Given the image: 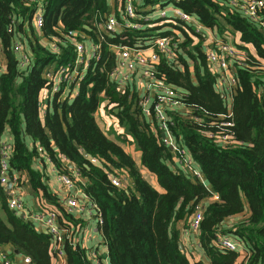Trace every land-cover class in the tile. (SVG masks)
I'll list each match as a JSON object with an SVG mask.
<instances>
[{"label": "trees", "instance_id": "obj_1", "mask_svg": "<svg viewBox=\"0 0 264 264\" xmlns=\"http://www.w3.org/2000/svg\"><path fill=\"white\" fill-rule=\"evenodd\" d=\"M116 1L118 15L123 0ZM167 1L205 29L236 38L234 45L247 59L236 70L230 106L215 89L217 75L202 50L205 35L178 20L145 18L156 6H164L163 0H143V7L150 10L138 11L141 17L132 19L140 27L124 26L113 33H105L102 27L111 13L109 0H0V54L5 58L0 74V146L8 132L9 171L27 173L32 189L49 202L46 206L56 211L59 222L75 228L83 225L82 218L65 210L42 181L38 170L42 167L33 166L35 161H48L59 173H71L66 161L71 163L99 218L96 225L108 264H192L178 247V224L186 228L197 206L203 213L198 242L206 261L193 264H264V33L239 9L226 5L227 0ZM39 3L43 15L37 28L31 17ZM259 16L264 18V7ZM68 30L76 32L79 41L98 43L101 56L97 61L89 59L74 98L54 95L51 110L41 117L39 95L50 88L45 68L74 60ZM162 37L175 44L181 65L159 55L151 72L182 93L186 110L170 112L171 130L182 139L203 181L173 161L158 141L154 123L143 116L135 91L127 85L120 92L110 79L118 64L114 46L155 50V42ZM18 39L30 58L25 68L13 50ZM102 104L130 135L129 144L140 152V165L155 185L145 179L133 156L97 124L95 114ZM219 122L231 125L223 127ZM226 130L232 141L222 145L217 139ZM125 136L123 141L128 140ZM113 173L126 177L121 187L111 183ZM213 195L218 199H211ZM6 198L0 185V250L20 264H56L51 237L8 209ZM220 235L241 240L248 257L239 259L235 251L220 250ZM63 250L62 264H89L87 249L65 242ZM22 257L30 262L23 263Z\"/></svg>", "mask_w": 264, "mask_h": 264}, {"label": "built area", "instance_id": "obj_2", "mask_svg": "<svg viewBox=\"0 0 264 264\" xmlns=\"http://www.w3.org/2000/svg\"><path fill=\"white\" fill-rule=\"evenodd\" d=\"M33 2L39 0H31ZM141 3V4H140ZM231 8H236L241 11L243 15L253 20L260 31L264 33V18L259 16V11L264 7V0H227L225 3ZM143 0H123L122 7H119L118 15L116 11L111 9V13L104 20L102 25L105 33H113L122 27L139 28L140 23L132 21L138 16L137 12L142 10ZM42 8L39 3L34 8L31 23L34 27H41L42 25ZM164 18L165 20H178L179 22L191 27L196 32H201L205 35V40L202 44V50L205 53L206 61L212 73L217 75L215 89L224 96L227 106H230L232 94L237 85L236 70L238 67L244 66L247 57L243 56L236 48L234 43L226 36L220 37L212 32L205 33L204 27L190 14L175 6H156L153 11L145 17L146 19ZM211 31V30H210ZM77 33L68 30L66 39L68 43L73 46L74 60L72 62H65L58 66L55 63L45 68V77L50 81L49 95L60 96V99H73L78 92V83L84 76L90 61H97L100 58V45L98 43L90 42V50L87 55V41L77 40ZM54 49L56 47L53 44ZM175 44L167 37L159 38L155 42V50L150 51L146 55L141 48H127L124 46H114L118 51V64L116 68L110 73V79L116 83V88L120 92H124L125 86L132 81L131 74L139 68L143 77L145 78L147 90L154 92L152 102L148 99L139 98L138 105L141 108L144 117L148 118L151 123H154L152 129L158 132V141L165 146L172 154V159L179 166H186L187 170L194 173L201 181L203 178L199 170H197L196 163L193 161L187 147L183 144L181 138L171 130L173 120L169 118L170 112L174 110H186L182 104V93L176 89L171 88L164 82L156 79L151 70L159 60V55L168 58L171 62L177 59L176 52L173 50ZM14 52L18 54L20 66L25 68L30 64L28 50L21 40H17L14 44ZM152 48V46H150ZM146 49V48H145ZM149 49V47H147ZM153 50V48L151 49ZM88 58V61L86 59ZM90 59V61H89ZM4 71V66L0 63V74ZM229 109V107H228ZM226 115H230V112ZM225 115L221 116V119ZM197 119V118H195ZM220 126H230V122H219ZM212 135V134H211ZM222 145L230 143L231 136L229 130L221 131L217 139ZM11 152V144L9 140L2 142L0 146V184L5 186L10 183L9 189L6 190L8 209L15 214L22 213L20 216L23 219L41 224L46 233L51 237V254L56 260V264H62L65 260L63 244L68 242L70 245H78L88 250L89 264H108V257L102 253L101 244L93 248L85 246L82 239L92 237L88 229H83L84 225H77L75 228L67 227L59 222L58 214L55 210L43 205L35 213H28L25 209L24 202L21 198V185L19 183L16 173L9 172L8 159ZM64 159V158H63ZM91 163L97 164L98 159L90 158ZM58 181L62 184L63 190L60 194L56 193L59 201L65 210L76 216L83 217L85 213L93 214L95 221H99L96 216L94 205L84 194V199H80L79 193L82 189L78 182L81 181V176L75 173H59L57 170ZM125 176L119 173L111 174V183L117 187L123 185ZM217 200L218 197L213 195L211 198ZM45 206V207H44ZM91 211L93 213H91ZM202 207L197 206L188 220L187 229L184 230L186 239L194 240L198 238L199 226L202 220ZM95 232H99L96 226ZM82 234V238H79ZM217 244L220 250L235 251L243 258L248 257L243 242L228 236L220 235L217 239ZM197 247H200L197 242ZM245 257V258H246ZM23 263H29L30 258L24 257ZM0 264H20L9 256L6 252L0 250Z\"/></svg>", "mask_w": 264, "mask_h": 264}, {"label": "crops", "instance_id": "obj_3", "mask_svg": "<svg viewBox=\"0 0 264 264\" xmlns=\"http://www.w3.org/2000/svg\"><path fill=\"white\" fill-rule=\"evenodd\" d=\"M110 2V0H109ZM116 0H114L113 2L111 1L109 3V6H110V9L116 11V7L118 5H116ZM168 1H166L164 4V6H173L171 3H167ZM141 4V3H140ZM148 11L150 10V6H145L143 7L142 5V10L140 11ZM151 12L153 11L150 10ZM150 13V12H149ZM148 13V14H149ZM147 14V15H148ZM146 15V16H147ZM139 17H141L140 14H138ZM26 26V25H25ZM27 28V26H26ZM120 29V28H119ZM118 29V30H119ZM205 33H209V32H212L213 34H217L216 31H210L209 29H204ZM218 35V34H217ZM228 38L230 36H227ZM230 39V38H229ZM236 39V38H235ZM86 47H87V55L86 57L90 56V54L88 53V51L90 50V41H87V44H86ZM152 48L149 47V49H143V52L148 55L150 54V51H151ZM150 50V51H148ZM183 57L189 61V63H191V61L188 59V57H186L185 55H183ZM176 62L181 65V62L179 61V59L177 58L176 59ZM0 63L4 66L5 65V58H4V55L3 54H0ZM131 77H132V81H130L131 83L128 84V86L130 87L131 89V92L135 91L134 93L137 94V96H139L140 99H142L143 97H145L144 99H148L149 102H152L153 98H154V92L153 91H149L147 90V87H146V83L147 81H145V78L143 77L142 73H141V70L139 68H137L133 74H131ZM40 107H41V111H40V114H41V117L43 116L44 112L48 109V110H51V104H50V101H51V96H40ZM104 104V103H103ZM104 106L102 108V110L104 111ZM95 119H96V122L97 124L99 125V127L104 131L102 125L100 123L101 120H98L96 118V114H95ZM104 133L112 140H114L115 142H118L115 137L113 136V138L108 135L105 131ZM10 134L8 132L5 133L4 135V139L3 140H10ZM123 144V143H122ZM124 147V145H123ZM125 148V147H124ZM131 154V153H130ZM133 158L135 160V163L137 165V167L139 168L140 172L143 174V176L146 178H148L150 181H154V178L153 177H149L145 170L141 167L140 165V152L137 150L136 152V156L133 155ZM71 173H75L76 170L75 168L73 167H70L69 166V163L66 162ZM35 168H38V166L42 167V169H38L39 171H41L42 173L41 174V179L42 181H44L46 183V185L48 186V189L49 191L51 192H54L55 194L58 193L60 194V192L63 190V186L62 184L58 181V178H57V172L55 171L56 169L53 168V165L51 163H49L48 161H45L44 163H42V161L40 160L39 162L38 161H35L34 165H33ZM17 174V177H18V180H19V183L21 185V198H22V201L24 202V205H25V209L28 213H35L39 208H41V204H40V201L43 205H46L48 204L49 202H43L39 197L38 194H36L34 192V190L32 189L31 185H30V182H29V178H28V174L25 173V172H22V173H16ZM147 179V180H148ZM148 180V181H149ZM149 181V182H150ZM78 182H84L82 179L81 181L79 180ZM151 183V182H150ZM79 184V183H78ZM152 184V183H151ZM1 185V184H0ZM153 185V184H152ZM2 186V185H1ZM78 196L80 197V199H84V194L83 192L82 193H79ZM7 199V198H6ZM91 213H93L91 211ZM22 213H17V215L19 217H21ZM82 220H83V229H88L90 231V234H92V237L90 238H85L82 239V242L85 246H88V247H91L93 248L94 246H97L100 242H101V237H100V234L98 232H95V229H96V221H95V216L93 214H90V212L87 214L85 213L84 215H82ZM29 220V219H28ZM31 221V220H29ZM33 222V224H38V227L39 231H44L43 227L41 226V224L37 223V222H34V221H31ZM180 224V225H179ZM179 227H180V242L182 244V247H183V252L186 254L187 258L189 259V261L193 264L194 262L196 261H203L205 262L206 261V257L202 251V249L200 247H197V242H198V238L197 239H194V240H189V239H186L185 238V235H184V228L182 227V223H179ZM35 226V225H34ZM79 238H82V234L80 235ZM7 250H11V247H7L6 248ZM102 249V253L104 255H107V252L105 250V248H103V246L101 245V248L100 250ZM19 254V253H18ZM17 254V255H18ZM24 257H22L23 259ZM243 257L239 255V259H242ZM18 259H20L18 257ZM108 262V261H107Z\"/></svg>", "mask_w": 264, "mask_h": 264}, {"label": "rangeland", "instance_id": "obj_4", "mask_svg": "<svg viewBox=\"0 0 264 264\" xmlns=\"http://www.w3.org/2000/svg\"><path fill=\"white\" fill-rule=\"evenodd\" d=\"M113 2L114 0H110V2ZM167 0H163V2H166ZM109 2V3H110ZM119 9V8H118ZM27 31H29V29H27ZM230 40L234 43L235 37H233V34L231 33V36L229 37ZM194 41H197V38L194 36ZM235 44V43H234ZM154 51L151 50V52ZM178 58V57H177ZM86 61H88V58L86 59ZM48 96V92L47 90H42L40 92V96ZM103 108V104L99 106L98 110L96 111V118L98 120H101L102 123H100L104 129V131L110 135L112 138L113 136L115 137V139L118 141L116 142L117 144H119L120 146L124 145V149H126L129 153H131V155L136 156V152L137 149H135V146H133L134 144H129V142L131 141L130 135L126 133L125 128L119 124L118 119L115 115H112L110 113H108V111L106 110V108L104 109V111L102 110ZM123 134H125V138L128 139L127 141H123L122 140V136ZM117 135H119L120 138L117 137ZM123 143V144H122ZM149 177L150 175L148 173H146ZM152 177V176H151ZM148 179V178H146ZM149 180V179H148ZM150 181V180H149ZM153 185H155V181H150ZM227 224V223H226ZM36 229H39L38 224H34ZM180 225V224H179ZM226 227V225H225ZM224 227V228H225ZM228 227V226H227ZM226 227V228H227ZM186 228H184V230H186Z\"/></svg>", "mask_w": 264, "mask_h": 264}, {"label": "water", "instance_id": "obj_5", "mask_svg": "<svg viewBox=\"0 0 264 264\" xmlns=\"http://www.w3.org/2000/svg\"><path fill=\"white\" fill-rule=\"evenodd\" d=\"M117 110H118V109H115V112H117ZM69 166H70V167H72V164H71V163H69ZM9 187H10V183H8V184H7V185H6L4 188H5V189H8ZM42 232H43V233H46V231H45V230H44V231H42ZM178 247H179L180 251H183V247H182V244H181V242H179V243H178ZM15 252H16V253H18V251H17V250H16Z\"/></svg>", "mask_w": 264, "mask_h": 264}, {"label": "clouds", "instance_id": "obj_6", "mask_svg": "<svg viewBox=\"0 0 264 264\" xmlns=\"http://www.w3.org/2000/svg\"><path fill=\"white\" fill-rule=\"evenodd\" d=\"M4 66H5V65H4ZM47 92H48V95H49V91H48V90H47ZM49 96H50V95H49ZM52 97H53V96H51V98H52ZM66 162H67V161H66ZM68 163H69V162H68ZM9 172H10V171H9ZM13 173H14V172H13ZM7 184H8V183H7ZM7 184H6V185H7ZM6 185H5V186H6ZM5 186H2L4 190H5V188H4ZM8 189H9V188H8ZM5 192H6V190H5ZM6 197H7V195H6Z\"/></svg>", "mask_w": 264, "mask_h": 264}]
</instances>
